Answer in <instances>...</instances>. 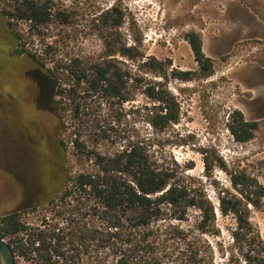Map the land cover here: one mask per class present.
Segmentation results:
<instances>
[{"label": "trees", "instance_id": "16d2710c", "mask_svg": "<svg viewBox=\"0 0 264 264\" xmlns=\"http://www.w3.org/2000/svg\"><path fill=\"white\" fill-rule=\"evenodd\" d=\"M72 18L56 0H0L8 27L1 43L39 65L40 96L55 116L40 158L41 194L33 197L30 178L25 201L0 214V238L17 264H264V236L251 220L264 196L256 177L231 173L215 203L185 169L156 157L145 131L178 123L180 104L168 87V63L148 55L142 39L127 40L122 3L93 19L100 51L67 49L54 38ZM187 40L198 68L176 76L212 75L200 35ZM36 42L41 47H27ZM235 120L234 137L251 140L256 123L241 111Z\"/></svg>", "mask_w": 264, "mask_h": 264}, {"label": "rangeland", "instance_id": "374dc122", "mask_svg": "<svg viewBox=\"0 0 264 264\" xmlns=\"http://www.w3.org/2000/svg\"><path fill=\"white\" fill-rule=\"evenodd\" d=\"M122 3L127 40L142 39V48L168 63V87L177 98L180 121L153 135L161 163L200 181L216 203L215 189L230 187V174L246 169L264 186V0H56L72 22L59 25L54 38L67 49L93 52L102 40L93 30L100 9ZM3 23V24H2ZM0 22V214L25 201L30 178L33 197L41 194L40 158L55 126V116L39 96V65L25 55L5 51L7 24ZM26 24L20 25L25 32ZM197 32L212 58L214 72L183 80L181 71L198 63L187 34ZM27 47H41L27 44ZM155 82L160 76L151 77ZM256 123L254 136L239 142L230 129L235 113ZM134 121L141 125L140 120ZM17 138L15 142L13 138ZM15 142V143H13ZM251 220L264 236V196L251 207ZM0 264L1 258H0Z\"/></svg>", "mask_w": 264, "mask_h": 264}, {"label": "water", "instance_id": "95a60500", "mask_svg": "<svg viewBox=\"0 0 264 264\" xmlns=\"http://www.w3.org/2000/svg\"><path fill=\"white\" fill-rule=\"evenodd\" d=\"M0 258L2 264H17V255L13 247L3 238H0Z\"/></svg>", "mask_w": 264, "mask_h": 264}, {"label": "flooded vegetation", "instance_id": "af4514ba", "mask_svg": "<svg viewBox=\"0 0 264 264\" xmlns=\"http://www.w3.org/2000/svg\"><path fill=\"white\" fill-rule=\"evenodd\" d=\"M38 94H39V96H40V92H38ZM13 140L16 142L17 141V138L15 137V138H13ZM15 142H13V143H15ZM2 263V262H1Z\"/></svg>", "mask_w": 264, "mask_h": 264}]
</instances>
